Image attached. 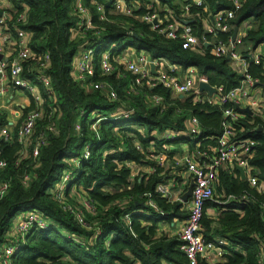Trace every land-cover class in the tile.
<instances>
[{"label": "trees", "instance_id": "1", "mask_svg": "<svg viewBox=\"0 0 264 264\" xmlns=\"http://www.w3.org/2000/svg\"><path fill=\"white\" fill-rule=\"evenodd\" d=\"M113 1L83 0L89 11L88 29L80 26L72 0L13 2L15 12L7 22L28 33L33 53L21 61L22 77L35 83L36 61L43 56L49 87L36 84L42 106L28 142L20 144L15 129L11 139L0 138V161L4 162L0 186L7 184L0 198V253L12 241L17 216L35 212L47 222L45 228L33 227L24 235L12 255V264H189L178 235H157L159 223L184 219L188 213L181 203L169 202L156 193V185L168 180L167 168L157 164L152 155L163 152L171 157L181 150V143L188 144L191 153L214 154L222 133L223 109L232 106L209 104L204 93L195 91L173 96L161 84L134 86L135 75L117 59L131 48L136 55L144 52L151 59L167 60L181 72L193 66L222 93L237 87L243 76L228 59L212 55L210 48H183L180 38L157 33L140 21L144 9L123 15L114 10ZM129 1L138 5L148 2ZM154 3L161 16L170 10L194 20L190 25L198 37L214 14L233 8L231 0H201V5L194 0ZM98 5L103 6L102 19ZM22 12L24 18L17 20ZM229 21L236 28L249 23L242 40L250 51L264 43V0H241ZM230 35L216 33L223 41ZM85 47L94 48V75L78 80L73 66ZM104 53L114 66L110 74H102ZM247 73L264 83V60L248 63ZM95 82L104 86L94 88L90 84ZM152 95L161 96L162 102L152 104ZM33 107L31 102L29 108ZM125 109H131L132 114L116 117ZM241 114L232 126L231 140L254 141L247 161L251 167L248 175L256 178L257 185L251 186L247 177L241 179L235 165L225 164L217 170L213 199L205 202L200 220L203 240L223 248L222 259L212 264H264L260 243L264 239V109ZM189 117L198 121L197 136H185ZM7 122L1 113L0 127ZM166 130L179 134L169 142L177 151L159 139ZM36 143L38 154L33 157ZM86 146L89 154L84 158ZM134 166L141 169L135 172ZM66 173H71V178L63 193L73 213L63 209L53 196ZM25 174L29 178L23 183ZM72 191L76 195H71ZM242 196L246 199H239ZM211 208L220 210L219 215L213 217L208 212ZM77 212L82 213L83 222ZM220 238L227 243L220 246ZM199 264L209 263L200 258Z\"/></svg>", "mask_w": 264, "mask_h": 264}, {"label": "built area", "instance_id": "2", "mask_svg": "<svg viewBox=\"0 0 264 264\" xmlns=\"http://www.w3.org/2000/svg\"><path fill=\"white\" fill-rule=\"evenodd\" d=\"M18 0H7L9 8L4 9L0 0V97L6 91L7 85L11 84L13 88L21 89L28 93L34 103L33 108H26L23 111L20 122L14 126L11 121H8L6 125L0 127V138L5 140L13 137L12 130L15 129V135L20 144L28 142L30 136L33 134V129L36 120L40 117V107L42 106L41 96L38 92L36 84H42L45 88L49 87V77L45 72V61L46 58L43 56L38 57L36 64L37 69L34 75V82L28 81L22 77V64L21 61L28 59L33 55L32 50L28 47L29 35L21 29H18L15 24L10 27L7 20L11 13L15 12L13 2ZM75 14L81 20L80 26L84 29L91 27L89 11L84 5L83 0H72ZM197 5H201V0H194ZM135 1L129 0H114L113 8L116 12L123 15H131L133 10L144 9L145 12L139 17L140 21L151 26L153 30L163 36L182 40L183 48L198 47L204 48V43L209 42L210 53L216 57H225L229 60L230 66L234 67L236 72L241 74L242 80L240 84L228 91L222 93V89L218 88L220 94H212L208 96L207 92H198L199 81H205V78L199 76L195 67H188L184 72L180 71V67L169 63L167 60L151 59L146 53L141 52L135 57V59L128 61L124 66L125 69L135 75L133 79L134 86H155L161 84L168 88L173 96H184L192 91L197 93H204V99L213 105H221L225 103L231 104L232 107H226L223 109V120H222V133L218 137L217 146L214 149V154L209 155L206 152L202 153H189L181 155L180 157L174 158L169 164L183 166L187 171L190 179L194 180L192 187L188 215L185 218L179 232L178 238L181 240L180 248L184 251L188 258L189 264H199L200 258L206 261L209 252L215 253L217 257L223 255V248H219L213 242H205L200 234V220L202 218V210L206 201L213 199V186L217 170L225 164H231L241 166L246 173L247 180L251 186L257 185V180L254 176L248 175L250 166L247 161V154L250 149L254 146V141L251 139L245 140H231L234 136L232 126L241 118V112L236 107L248 108L251 113L250 115L258 112L261 107L264 109V96L263 87L256 85L258 82L256 79L247 73V64L250 62L258 63L260 60H264V50L261 52L264 43L258 46L255 50L245 49V52L241 53L239 48L243 45L242 37L245 35V31L242 33L238 32L235 40H231L232 31L235 28L233 24H230L229 20L234 18L235 12L241 6V0H231L233 8L221 10L211 17V21L204 25L203 34L198 37L192 33L190 23L185 24L184 21L191 20L186 19L183 16H177L168 10L163 16L158 13L157 6L154 0H148L146 4L138 5ZM97 10L100 13V19L104 18L103 6L98 5ZM185 16H188L189 11L188 5L183 6ZM24 11V10H23ZM24 18V12H22L17 20ZM246 30V29H245ZM224 32L231 33L227 41H223L216 37V33ZM207 36H210L208 38ZM206 48V47H205ZM93 47L83 48L74 63L73 73L76 79L85 80L94 75V64H93ZM252 56V60L248 62L247 55ZM109 54L105 53L100 59V67L102 74H110L114 70V66L109 61ZM153 62L156 67V74H152L149 69V63ZM243 65L242 68H236L238 65ZM259 83V82H258ZM94 88H101L104 86L102 82H95L90 84ZM133 91V90H131ZM109 95L112 99L116 98V94L113 90H110ZM163 98L159 95H152L150 102L152 104H159ZM3 113L0 109V114ZM132 114L131 109H125L118 116L128 117ZM95 128V123L92 125ZM188 130L185 136H197L199 133V124L196 118L189 117L187 120ZM53 129V127L51 128ZM262 130V128H261ZM179 134L171 130L162 132L159 139L168 141V148L171 146L169 142L177 138ZM39 143H36L32 156L35 157L38 154ZM139 145V144H137ZM84 158L88 157V146L85 148ZM156 160L157 164L165 167L169 158L167 154L159 152L156 155H152ZM4 162L0 161V166H3ZM28 175L23 176V183L28 180ZM71 173H66L53 191L55 200L61 205L63 209L69 212H75V210L66 204L64 198V187L70 180ZM167 185L165 183H159L156 186L155 191L163 196H167ZM7 184L0 186V198L5 193ZM232 198V197H230ZM233 199V198H232ZM239 199H246L244 196ZM85 202V201H84ZM88 206V205H87ZM90 208V206H88ZM77 218L80 222H83L81 212H77ZM47 222L40 218L35 212H28L20 215L19 219L15 221L12 228V241L7 243L1 250L0 253V264H12V255L16 250L18 244L23 240L24 235L33 227L45 228ZM262 248H264V239L260 241ZM220 246L225 245L224 242H219ZM264 257V254H263ZM261 261V257H260ZM138 264V263H133Z\"/></svg>", "mask_w": 264, "mask_h": 264}, {"label": "crops", "instance_id": "3", "mask_svg": "<svg viewBox=\"0 0 264 264\" xmlns=\"http://www.w3.org/2000/svg\"><path fill=\"white\" fill-rule=\"evenodd\" d=\"M1 3H2V6L4 7V9L9 8L10 4H8L7 0H1ZM207 23H209V22H206L205 24H207ZM248 26H249L248 22L242 24L238 28V32L242 33L244 31H246L245 29H247ZM246 48H247V46L242 45V47L239 48V51L241 53H243V52H245ZM136 56L137 55L134 53V50L129 48L124 54H122L117 59V61L119 63L125 65L128 61L135 59ZM242 67H243V65L240 64L236 68H242ZM232 68H234V67H232ZM262 93L264 95V91ZM31 102L33 103L32 98L28 93L22 91L21 89L13 88L11 86V84H8L6 91L0 97V109L6 115L7 120L11 121L12 124L14 126H16L15 124L20 122V120H21V116L23 114V111H25L26 108L30 107ZM180 145H181L180 146L181 150H179L176 145H171L169 147L173 151H177V149H178V152H176V153L173 152V155L171 157H168V155H167V158H169V160H168L167 164L165 165V167L167 168L166 177L168 180L163 182L167 185V187H166L167 196H163L161 194H159V195L169 202L181 203L182 210H184L188 213L190 197L186 201H182L181 197H182V194L184 193V191L186 190V187L189 184V181L191 180L190 176L188 175L187 171L185 170V168L183 166L169 164V162H172V160L174 158L176 159L177 157H180L181 155H186V154L190 153L189 148H188V144L181 143ZM134 168H135V172H138L141 169L139 166H134ZM208 212L213 217H216L217 215H219L220 210L216 211L213 208H211V209H208ZM19 217H20V215L16 217L15 221L18 220ZM184 220H185V218L184 219H174L173 222H168V223H166V222L159 223L157 235H160L161 233L167 234L169 236L177 235L182 224H183V222H184ZM220 241L223 243L224 242L227 243L226 240H223L221 238H220ZM221 259L222 258L217 257L215 255V253L209 252V254L207 255V260H209V261H206V260L205 261L208 262L209 264H212L214 262L220 261Z\"/></svg>", "mask_w": 264, "mask_h": 264}, {"label": "water", "instance_id": "4", "mask_svg": "<svg viewBox=\"0 0 264 264\" xmlns=\"http://www.w3.org/2000/svg\"><path fill=\"white\" fill-rule=\"evenodd\" d=\"M0 15H1V11H0ZM193 21L194 20H186V21H184V23L188 24V23H191ZM236 35H237V28L235 27L232 31L231 40H235ZM209 46H210L209 42L204 43V47L207 48ZM263 50H264V46H262L261 52H263ZM1 58H2V55L0 54V59ZM247 58H248V62H250L252 60V56L250 54L247 55ZM149 69H150V72L152 74L157 73L155 64L153 62L149 63ZM256 85L262 86L264 88V83L261 84V83L255 82L254 86H256ZM197 91L198 92H204L205 91V92H207L208 96H211L212 94H220L218 88L216 86L211 85L207 80L199 81ZM180 97H183V96L180 95ZM236 108H237V110H239L241 112L251 113V111L248 108H240V107H236ZM236 169L239 171L240 178L246 179L245 170L239 165L236 166ZM193 185H194V180L191 179L189 181V184L186 187V190L182 194V197H181L182 201H186L190 197Z\"/></svg>", "mask_w": 264, "mask_h": 264}, {"label": "rangeland", "instance_id": "5", "mask_svg": "<svg viewBox=\"0 0 264 264\" xmlns=\"http://www.w3.org/2000/svg\"><path fill=\"white\" fill-rule=\"evenodd\" d=\"M178 97H180V96H178ZM95 114V113H94ZM92 116H93V114H92ZM94 123V122H93ZM73 194H75V192H71V195H73ZM76 195V194H75ZM66 204H67V201H66Z\"/></svg>", "mask_w": 264, "mask_h": 264}]
</instances>
